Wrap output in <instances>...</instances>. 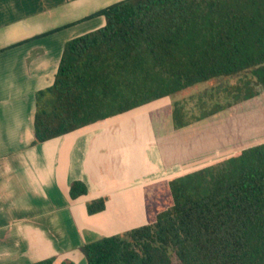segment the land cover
<instances>
[{"label": "trees", "instance_id": "1", "mask_svg": "<svg viewBox=\"0 0 264 264\" xmlns=\"http://www.w3.org/2000/svg\"><path fill=\"white\" fill-rule=\"evenodd\" d=\"M98 14L104 25L67 40L52 84L35 93L34 143L218 77L250 72L200 93L198 113L176 101L174 128L264 92V0H117ZM86 191L70 185L72 198ZM148 198L146 223L80 246L87 264H264V141ZM104 208L103 197L86 203L89 214Z\"/></svg>", "mask_w": 264, "mask_h": 264}, {"label": "crops", "instance_id": "2", "mask_svg": "<svg viewBox=\"0 0 264 264\" xmlns=\"http://www.w3.org/2000/svg\"><path fill=\"white\" fill-rule=\"evenodd\" d=\"M106 1L0 0V264H87L85 242L147 222L146 186L171 164L152 122L116 115L33 142L35 93L52 84L67 40L104 25L89 15ZM73 181L86 193L72 198ZM99 197L105 208L89 214Z\"/></svg>", "mask_w": 264, "mask_h": 264}, {"label": "rangeland", "instance_id": "3", "mask_svg": "<svg viewBox=\"0 0 264 264\" xmlns=\"http://www.w3.org/2000/svg\"><path fill=\"white\" fill-rule=\"evenodd\" d=\"M249 76L250 72L246 71L198 83L113 117L112 120L121 122H152L150 137L157 139L165 160L171 163L161 173L163 178L154 177L156 179L146 186L148 196H153L156 182L165 183L172 176L215 163L243 147L264 141V92L260 86H256L258 93L254 97L234 103L214 115L181 128H174L171 122V109L176 101L183 103L189 112L198 113L200 93H209L217 85L234 84ZM173 261L178 264L174 256Z\"/></svg>", "mask_w": 264, "mask_h": 264}]
</instances>
